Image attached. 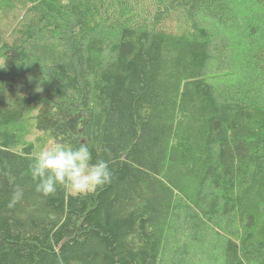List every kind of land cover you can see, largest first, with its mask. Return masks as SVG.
I'll return each instance as SVG.
<instances>
[{"label":"trees","instance_id":"1","mask_svg":"<svg viewBox=\"0 0 264 264\" xmlns=\"http://www.w3.org/2000/svg\"><path fill=\"white\" fill-rule=\"evenodd\" d=\"M49 140L111 184L37 193ZM0 264H264V0H0Z\"/></svg>","mask_w":264,"mask_h":264},{"label":"clouds","instance_id":"2","mask_svg":"<svg viewBox=\"0 0 264 264\" xmlns=\"http://www.w3.org/2000/svg\"><path fill=\"white\" fill-rule=\"evenodd\" d=\"M31 179L35 190L43 197H49L63 187L74 195H86L111 184L113 172L109 161L93 157L89 146L80 143L70 146L56 143L43 147L30 165ZM23 198V189L17 187L9 202L14 207Z\"/></svg>","mask_w":264,"mask_h":264},{"label":"rangeland","instance_id":"3","mask_svg":"<svg viewBox=\"0 0 264 264\" xmlns=\"http://www.w3.org/2000/svg\"><path fill=\"white\" fill-rule=\"evenodd\" d=\"M34 137L33 138H35V137H38L39 136V134H34L33 135ZM53 145H52V143H51V141L49 140L48 142H46V143H43V144H41V142H40V144L37 146L38 148H43V147H52ZM70 192V191H69Z\"/></svg>","mask_w":264,"mask_h":264}]
</instances>
